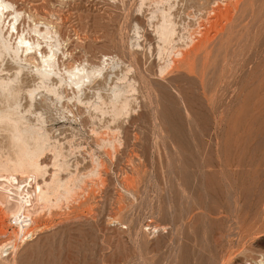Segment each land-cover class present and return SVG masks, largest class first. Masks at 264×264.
<instances>
[{"label":"rangeland","instance_id":"374dc122","mask_svg":"<svg viewBox=\"0 0 264 264\" xmlns=\"http://www.w3.org/2000/svg\"><path fill=\"white\" fill-rule=\"evenodd\" d=\"M2 1V36L13 45L24 35L30 44L21 50L31 48L35 60L25 61L23 50L18 60L0 54V155L31 150L38 136L47 139L39 186L54 175L87 181L71 207L37 216L32 240L14 257L6 252L7 262H264V0H240L228 39L220 36V48H212L226 61L212 53L218 66L209 63L204 82L199 61V77L160 71L202 23L218 20L213 10L230 0ZM163 18L173 32L162 52ZM224 43L230 48L222 47L228 50L222 54ZM51 46L54 67L41 81V55ZM80 64L89 82L79 89L58 84ZM123 101L128 109L116 115L111 102ZM115 131L123 141L110 161L97 142ZM101 161L103 176L94 178V163ZM8 182L0 178V192H9Z\"/></svg>","mask_w":264,"mask_h":264},{"label":"bare ground","instance_id":"6f19581e","mask_svg":"<svg viewBox=\"0 0 264 264\" xmlns=\"http://www.w3.org/2000/svg\"><path fill=\"white\" fill-rule=\"evenodd\" d=\"M154 1L156 3H160V2H162L164 0H154ZM150 2H151V0H150ZM141 3H144V2L141 1ZM242 3H243V1H242ZM239 5H241L240 0H230V2L225 4L223 7L219 6L215 10H213L212 13H214L215 19H218V20L215 21V20H212L213 18H211V19L209 18V20L206 23H202L199 26L198 31L196 33L190 34L189 42L187 43L186 48L183 49V50L179 49V50L174 52L176 54H174V57L165 65L164 68L161 69L160 75L162 76L169 69H172V70H175V71H179L180 70V72H181V69H183V70H186L189 74H191L193 76L195 74L196 75L200 74V76H201V73H199V72L197 73V71L202 70L203 71V74L201 76L202 80L201 79L200 80L204 82V78H202V77H205L204 76L205 71H206L207 67L209 68V63L212 62V61H210L211 58H213V57H211V55H214L216 53L215 55L217 56V55H220L219 53H221V52H218V51H221L220 49L219 50L217 49L218 50L217 51L218 54H217V52H214L215 50L213 51L212 48L215 47L219 43L218 41L220 39H218V38L220 36L225 35V33L227 34L228 31H226V28L229 27L228 25L232 26L234 24L233 26H235V21L233 20V18L235 16H234L233 13H234V11L240 9V8H238ZM6 8H7V4H5L2 0H0V54L1 53H4L6 55L7 54H12V56L15 59H17L19 54H21L19 52L23 50L22 52H23V56L25 55V61H27L28 63H31L32 60H35V58H34L35 56L33 57L32 56L33 54L32 55L29 54L31 48H25V49L21 50L23 45L30 44V43L26 42L27 40L25 41V38L23 37L24 36L23 34H22L23 36L19 35L16 38V41H15V43L13 45L10 43V40H9L8 37L2 36V30H3L2 28H4V25L2 27V24H3L2 21H4V20H2V17L4 18V16L6 15V13H3V12L6 11L5 10ZM239 11L241 12V10H239ZM252 12H253V10H252ZM239 13L237 15H241L242 12L240 14ZM243 13H245V11ZM3 14H4V16H3ZM18 17L20 18L18 13H16L13 16V18H12V20H13L12 22L13 23L11 25V30H14L16 28L15 26H16V22L18 21ZM163 17H164V15H163ZM222 18H225L224 21H221ZM251 18H252V16H251ZM168 22L169 21H167L166 18L165 19L163 18L162 23L159 25V35L158 36H160L159 38L162 41L161 43L164 45L163 48H161V50H160L162 52L167 50L166 49L167 47H165V46H169L170 43L172 42L171 41V39H172L171 37H172V32L173 31L171 29V26L168 25ZM232 22H234V23H232ZM48 26H50V25H48ZM217 26H219V28L216 30ZM213 29L216 30V31H212ZM237 30L238 29H236V31ZM56 32H57V30H56ZM231 32H233V30ZM231 32H229V33L231 34ZM49 33L50 32H48V31H46L45 33L43 32V34L45 35L44 38H47V37L49 38ZM239 33H241V32H239ZM57 34L58 33H56V35ZM236 34H238V33H236ZM40 35H42V34L40 33ZM222 37L223 38H221V40H225L227 38L226 35H225V37L224 36H222ZM228 37H229V35H228ZM231 37L234 38L233 36H231ZM229 39H231V38H229ZM230 41L231 40H228V42H230ZM215 43H217V44H215ZM241 43H242V41H241ZM219 44H218V46H219ZM222 44H223V41H222ZM224 44H225V46L222 45L221 48L222 47L223 48L224 47L225 48H230V46L227 47L229 45V43H228V45L226 43H224ZM38 45H39V43H38ZM218 48H220V46ZM53 49H54V46H51L50 49H48L49 52L47 54L45 53V55L44 54L41 55L42 64H40L41 65L40 69H44V71L41 72V77H40L41 81H45L47 79L48 74L50 72H52V69L54 67L52 61H54L53 60V58H54V50L56 49V47H55L54 50ZM213 49H215V48H213ZM224 49L222 50V54H225L223 52H227L228 53V50L224 51ZM212 53H214V54H212ZM217 57L216 58L214 57V59H212L213 61L215 59L217 60L216 64L218 63V60L220 61V59H222V58H223L222 60L226 61L225 60L226 57H225V59H224L223 56L218 57L220 59H217ZM198 61H199L200 64L202 63V65H201L202 67H198L200 70H198V68L196 69V67L199 65V63H198V65L196 63ZM222 64H223V62H222ZM212 65L210 66V68H212V67L214 68L215 66H218V65H215V64H214L215 66H212ZM32 66H33V64H32ZM73 66H75V65H73ZM223 66L225 67V65H223ZM38 68L39 67H37V69ZM215 68H217V67H215ZM85 70L86 69H84L81 66V64H80V66L78 65L77 67L70 68L69 70H67V74L65 73L66 76H64L63 78H61L58 81V84L60 85V84L64 83V85L66 84V85H68V87L69 86H74V87L79 89L81 85H84L85 83L89 82V79H90V75L91 74L85 73ZM183 70H182V72H183ZM208 70H210V69H208ZM213 71H216V70H213ZM97 72L98 73L100 72L99 68L95 69L92 73L94 75V73H97ZM180 72H178V73H180ZM98 73H97V75H98ZM172 73H173V71H172ZM210 73L211 72H209V74ZM213 73H211V74L213 75ZM218 73H219V71H218ZM214 75H216V74H214ZM258 76H259V74H258ZM261 76H263V75H261ZM201 81H199V82H201ZM262 83H263V81H262ZM202 85L206 86V84H202ZM246 86H248V85L246 84ZM241 87H243V86H241ZM203 90H204V92H206L205 87H204ZM32 93L33 92H31V94ZM113 101H116V100H113ZM182 101L184 102V99H182ZM112 102H111L112 105H110V106H111V109L113 110V112L116 113V115H119V114L124 113V112L127 111L128 103H126L125 101H123L120 104H118V106L115 103H112ZM102 105H105V104H102ZM103 135L104 136L101 137V138L98 137L99 138V140H98L99 142H97V143H99V146L101 148L106 149L105 151H107V154L109 155V159L111 161L112 158H113V154H114V153L112 154V151L117 150L121 146V142L123 140L121 141L119 132H116V131L112 132L111 134L110 133H107V134L105 133ZM18 137L21 138V134H19ZM36 139H37L38 144L31 150H29L28 148L24 147L23 149L20 150L19 153H13V155L9 154V155H6V156L3 155V154L0 155V178L1 179L5 178V179H8L10 181V182H8L7 185L3 186L4 188H7L9 192H5V191L0 192V237H2L0 239V264H16L15 262H13L14 258L11 259L12 262H7V261H9V259L6 261L5 260L6 256L4 257V254L6 252H10L8 254V256L12 255L14 257L17 254L19 245L24 243V242H26V241L28 242V240L31 239L35 235L34 234L35 229H37V227H38L37 226L38 225L37 216L40 213L42 214L43 211L52 212L54 209H57V208L59 210L62 205H66L67 207H69L70 205L75 203L76 202L75 197L78 195L77 191H82L83 187H85L84 185L87 182V181L85 182V180H83V179H81V180L67 179L66 181H61V179L59 180L58 177L54 175L52 177L51 182L49 184H46L45 187L39 186L37 184V178H38V176L40 174V160H41V157L44 154V151H45L44 146H45V143L47 142V139H40L38 136H37ZM117 153H118V151H117ZM60 156H61L60 153H57L55 155V160L58 157H60ZM102 162L103 161H101L100 163H98V162L94 163V171L92 173V176L94 178L103 176V175H101L102 172L100 171V169L102 167V164H101ZM90 179H92V178H90ZM129 181H130V178H126L125 179L126 184H128V186L130 187L131 185H130ZM14 182H17V184H14ZM130 182H132V181H130ZM89 183H90V181H89ZM91 190H92V188H91ZM141 226H142V224H141ZM144 227H146V226H144ZM147 227H149V226H147ZM229 254H231V253H229ZM259 262H261V264H264V262L262 260L259 261Z\"/></svg>","mask_w":264,"mask_h":264}]
</instances>
